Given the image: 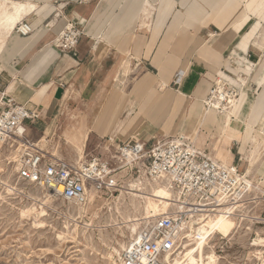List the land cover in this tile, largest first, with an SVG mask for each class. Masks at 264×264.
I'll return each mask as SVG.
<instances>
[{
	"label": "rangeland",
	"instance_id": "374dc122",
	"mask_svg": "<svg viewBox=\"0 0 264 264\" xmlns=\"http://www.w3.org/2000/svg\"><path fill=\"white\" fill-rule=\"evenodd\" d=\"M16 1L38 4L36 0ZM113 2L114 5L118 3L119 6L117 13L113 14L114 16L111 14L109 16L112 18L111 23L105 24L93 35L97 42L105 41L109 45L116 46L122 59L114 74V80L111 82L109 91L106 96L100 97L97 110L92 114V119H95L102 107V109L107 107L108 103H104L115 90L121 100L112 113V119L130 118L137 111H141L143 104L146 106L151 104L152 107L155 104L156 108L152 115L156 120H160L167 108L161 100L163 90L158 85V76L153 77L152 89L137 100L132 99L128 93L136 79L144 71L150 70L157 75L158 64L169 62L171 52H181L184 56L188 55V47L197 45L202 41L196 38V34L201 30L203 24L228 25L227 28L230 30L233 24L245 15L239 22V25L244 27L243 36L251 33L259 21L261 24L258 35L262 38L264 34V0H236L234 5H230L226 9L219 7V5L217 8L210 7L209 3L211 4L215 0H114ZM135 2L140 6V10L136 18L126 27V30L122 33L110 32L113 23L119 20L126 7ZM109 3L112 2H100V8L103 12L107 10ZM189 9L193 11L192 14L188 12ZM168 12L169 16L164 26L159 32L156 31L158 30L160 14ZM34 17L33 13L29 14L23 18V22L32 24ZM16 26L12 33L26 37L27 35L19 32V25ZM57 35L51 41L54 47H56ZM4 39L5 45L0 49V60L3 59V51L11 39V34ZM150 47L152 55L147 56V53L145 54L150 63L144 64L143 69H132V67L134 68V61L141 57L140 53L144 51L143 49L146 48V52H148ZM260 68L258 67L256 72L260 91L253 100L252 97L255 95L253 88L248 89L249 96L247 93L240 94L241 90L236 88H234L235 92L230 94L228 86L224 89L225 93L239 102L251 100L253 105L259 103L262 92L264 93V66L262 69ZM177 81L178 79H176ZM167 93L177 102L178 97L174 92L169 90ZM153 99L155 102H152ZM179 106H173L172 116L177 115ZM201 106L202 112L208 108L207 106L204 107L203 102ZM111 109H105L102 115L109 113L112 111ZM215 115L216 119L220 118V110H217ZM85 117L83 111L65 113L63 123H57L55 127L50 129L40 130L35 135L34 141H39L42 146L44 145L45 150L49 151L50 154L55 153L60 158L69 161L75 160L80 145L83 147V157L80 162L89 159L91 154L102 155V137L93 134L87 137L85 141L83 140L85 129L81 127V121ZM195 119L190 116L187 123L192 124ZM199 119L202 117L200 116ZM254 119L255 117L249 118L247 122H244L243 118L245 124L251 123L255 129L250 131L248 139H244L241 151L256 134L262 132L261 136L264 137L262 124L257 123L258 125H256ZM101 121V116H98L95 129L101 128ZM216 125L218 130L214 123L208 121L204 123L210 136V140L207 142L212 141L209 150L214 155H217L218 148L222 149L223 152L231 150L237 154L241 144V132L232 128L229 132L236 133V138L240 141L230 143L226 140V134L229 132L219 128L217 123ZM178 130L176 129L169 134H175ZM121 133H119L120 137ZM182 133L194 139L191 134L192 130L186 128ZM99 134L103 136L102 133ZM42 136L47 141L41 139ZM3 156L1 154L0 158ZM239 157L241 158V155H238L236 163L239 164L241 171L246 173V166L239 162ZM249 168L252 171L248 179L253 181L258 188L264 189V150L258 155L253 167L248 166ZM116 173L119 176L120 184L117 191L98 192L88 187L89 201L85 211L80 210L79 205L56 198L41 187L19 181L13 166L0 159V179L4 182V184H0V264H119V258L123 251L122 246L126 247L144 227L149 226L153 221L144 218L142 204L139 206L129 196H124L121 199V190H124L133 181L142 182L144 187L146 182L152 180L143 173H131L129 164H124ZM7 184L14 186L11 192L7 190ZM260 196V192L253 189L250 195V203L243 205L244 207L242 206L240 209L239 214L242 217H238V222H230L228 226L209 238L206 253L215 252L217 255L216 264H262L264 248L252 245L259 238H264V224L258 222L259 219H257L264 213V204L258 198ZM33 207L35 209L30 212L22 213V210ZM42 207L44 213L39 214ZM169 210L177 211V207L172 205ZM137 218L140 219L135 221ZM134 227H137V234L133 232ZM114 249L120 251V256L114 252ZM111 252H113V258L110 257Z\"/></svg>",
	"mask_w": 264,
	"mask_h": 264
},
{
	"label": "crops",
	"instance_id": "0c3cea01",
	"mask_svg": "<svg viewBox=\"0 0 264 264\" xmlns=\"http://www.w3.org/2000/svg\"><path fill=\"white\" fill-rule=\"evenodd\" d=\"M36 1L38 8L33 13L35 17L31 24L33 32L26 37L11 34V39L3 51V59L0 60V91L6 92L18 104L32 109L36 108L40 113L38 120L27 122L28 136L31 139L34 140L40 130L50 129L57 123H63L65 113L83 111L86 116L81 121V127L85 129L83 140L85 141L93 134L102 137V155L91 154L89 159L92 156L111 158L115 154V149L105 148L107 138L125 142L138 135L146 144L151 145L158 140L176 136L187 128V130H192L191 134L194 139L191 138V140L199 149L223 163L238 164L236 163L238 155H241V158L238 159L239 162L242 159L241 146L244 139H248L250 131L255 129L251 123L245 124L244 122L255 117L254 123L262 124L261 128L264 129V93H262L259 103L253 105L254 108L249 116L245 115L244 122L236 116H232L231 120L227 122L223 114L216 119V110L207 108L205 112H202L201 106L203 102L206 108L204 101L209 96L211 89L219 82L230 88L239 89L241 90L240 94L247 93L248 96V89L253 88L255 95L252 100L257 96L260 87L256 72L258 67L262 69L264 66V41L260 40L256 33H253L260 26L261 21L251 33L244 36V27L239 25V22L245 15L237 21L238 23L235 22L230 30L227 28L228 25L203 24L201 30L196 34V38L202 41L197 45L189 46L188 55L171 52L169 62L158 64L157 75L150 70L144 71L136 79L128 95L137 100L152 89L153 77L158 76V85L163 90L161 100L167 108L160 120H156L152 115L156 108L155 104L154 107L151 104L149 106L143 104L141 111H137L130 118L112 119V113L121 100L115 90L104 103H108L105 109L112 108V111L102 115L105 110L102 107L95 119H92L100 97L103 98L107 95L122 59L116 46L109 45L105 41L97 42L93 34L97 33L105 24L108 25L112 20L109 18L110 14L114 16L117 13L119 4L114 5V0ZM103 1L112 2L108 4L105 12L100 8V2ZM235 1L215 0V2L209 3V6L217 8L219 5L226 9L230 5H234ZM139 10L140 6L137 5V2L129 4L119 20L113 23L110 32L122 33L126 30V27L136 18ZM188 12L192 14L193 11L189 9ZM168 16L169 12L160 14L156 31L161 30ZM67 20H79L83 28L84 35L80 38L75 55L64 53L51 44ZM22 21L23 19L20 22ZM4 45L5 42L2 46ZM143 50L140 53L141 57L139 56L140 58L134 61L132 69H143L144 64L150 63L145 54L152 55L151 47L148 52H146V48ZM176 79H178L177 82ZM169 90L176 94L177 102L167 93ZM155 100L153 99L152 102ZM252 103L251 100L245 102V106L248 107ZM174 104L180 105L175 117L171 114ZM98 116L102 118V126L97 130L95 125ZM190 116L193 119L196 118L192 124L187 123ZM200 116L202 119H199ZM207 121L214 123L217 130L216 123L224 131L229 132L235 128L241 132V144L237 154L231 150L223 152L218 148L217 155H214L209 150L212 141L207 142L210 140L207 126H204ZM176 129L179 130L170 135ZM99 133H102L103 136ZM119 133H121V137ZM236 135V133L229 132L226 134V140L230 143L232 141L239 142ZM41 139L47 140L44 136ZM242 165L246 166L248 174L249 165L246 163Z\"/></svg>",
	"mask_w": 264,
	"mask_h": 264
},
{
	"label": "built area",
	"instance_id": "2783aa9c",
	"mask_svg": "<svg viewBox=\"0 0 264 264\" xmlns=\"http://www.w3.org/2000/svg\"><path fill=\"white\" fill-rule=\"evenodd\" d=\"M19 32L25 34L21 27ZM82 33L79 20H67L56 37V47L75 55ZM225 87L215 84L204 101L208 108L217 100L216 94L229 96ZM228 90L230 94L235 92L234 88ZM39 118L36 108L18 104L0 91V156L4 155L0 159L13 166L19 181L80 205L89 201L88 187L98 192L117 191L120 184L116 171L129 164L131 173H143L153 182L166 181L172 189L177 211L160 215L144 227L137 234L138 239L131 240L122 251L119 264H168L165 257L179 249L177 231L181 224L188 222L189 215L216 213L223 206L241 200L245 202L243 205L249 204L253 189L260 192L259 199L264 204V189L251 187L238 164L213 158L185 133L151 145L138 135L125 142L107 138L105 148L115 149L111 158L92 156L78 163L50 154L28 136L27 122ZM257 219L264 224V213Z\"/></svg>",
	"mask_w": 264,
	"mask_h": 264
},
{
	"label": "bare ground",
	"instance_id": "6f19581e",
	"mask_svg": "<svg viewBox=\"0 0 264 264\" xmlns=\"http://www.w3.org/2000/svg\"><path fill=\"white\" fill-rule=\"evenodd\" d=\"M37 8L38 6L32 2L0 0V48L5 42L4 38L9 34H13L12 32L16 25H19L21 30L27 36L33 32L31 24L26 25L23 21H20L25 16L35 13ZM259 27H257L253 33H256L258 37ZM260 40L264 41V34ZM126 63L128 65V62ZM215 97L217 100L210 109L216 111L220 110L221 114L225 115L227 122L231 120L232 116H236L238 119L243 121L245 115L249 116L254 108L253 103L246 107L245 102H239L238 100L232 98L231 96H227L224 93L216 94ZM261 133L253 136L247 142V145L242 148V164L246 163L253 167L258 155H260L264 150V137L261 136ZM38 144L41 145L39 141ZM42 147H44V145ZM53 155L57 156L55 153H53ZM82 157L83 147L80 145L78 147L77 157L74 161L80 163V159ZM251 170L252 169L249 168L248 174L246 172L245 175L248 176L251 174ZM1 183L4 184V182H2L0 179V184ZM142 185V182L133 181L128 185V187H126L124 190H121V199L124 196H129V198L139 206L142 204L144 211L143 213L145 214L144 218L150 221L156 219L160 215L168 214L170 212L169 209L172 205H174L175 201L173 198V191L170 189L169 184L166 181L157 180L155 182H146V186L144 187ZM250 185L251 187L254 186V188L258 187L251 180ZM6 186L9 192L14 189V186H11L10 184H7ZM244 203V200L237 201L232 205L223 206L222 208L218 209L216 213H203L202 215L196 217L189 215L188 222L181 224L177 231L178 242H181L179 249L176 251V253L171 252L167 254L165 257L166 262L168 264H216L217 255L215 252L211 251L206 253V246L208 245L209 238L213 234L217 233V231L228 226L230 222H238V217H242L239 212ZM87 204L88 202L85 204H80V210L86 211ZM33 209H35V207L24 209L22 210V213L26 214ZM43 213L44 209L42 207V210L39 212V214ZM139 219L140 218H137L135 221H138ZM250 219L253 220L252 218ZM76 225L78 224L76 223ZM86 226H89V224H86ZM185 228H188V230L184 231ZM133 232L134 234H137V227L133 228ZM137 239L138 236L136 235L134 240ZM252 245L264 248V238H259L258 241H255ZM125 248V246H122L123 250ZM114 252L120 256L119 250L114 249ZM110 255V257L113 258V252H111ZM262 264H264V257L262 259Z\"/></svg>",
	"mask_w": 264,
	"mask_h": 264
}]
</instances>
